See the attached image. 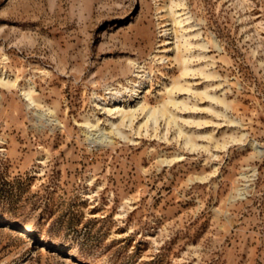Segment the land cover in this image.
<instances>
[{"label":"rangeland","instance_id":"374dc122","mask_svg":"<svg viewBox=\"0 0 264 264\" xmlns=\"http://www.w3.org/2000/svg\"><path fill=\"white\" fill-rule=\"evenodd\" d=\"M0 264H264V0H0Z\"/></svg>","mask_w":264,"mask_h":264},{"label":"bare ground","instance_id":"6f19581e","mask_svg":"<svg viewBox=\"0 0 264 264\" xmlns=\"http://www.w3.org/2000/svg\"><path fill=\"white\" fill-rule=\"evenodd\" d=\"M177 23V22H176ZM185 48V52H187L189 50L188 48V45H185L184 46ZM189 63V60L187 58H184L183 60H180V64L182 65V73H181V76L182 77H185V76H188L189 73L191 72L190 69H188L187 65ZM210 76H207L206 78H208ZM174 90H177V91H185V89L182 87V86H177L175 85L174 87H172L171 89H169L167 91V94L169 96H172L173 94V91ZM115 94L114 95H119L120 92L119 91H116L114 92ZM29 95V94H28ZM27 95V96H28ZM206 95V98H209L211 100H217L215 97H211V96H208L206 93L204 94ZM29 97V96H28ZM30 98V97H29ZM28 98V99H29ZM115 98V97H114ZM31 101V100H30ZM114 100H111L110 103H112V106H114V102H112ZM32 102V101H31ZM168 104H171L173 107H176L178 104H182L184 105L183 102H177L175 101L174 99H171V97L168 99V101L165 103V105L167 106ZM165 105L162 106V109H148L146 104L144 103H140L139 106L135 107L134 109H128V110H118V108H107L106 109V112L109 114V115H119V118H120V122L118 123L120 126H124L126 123H129V125H132L134 119L137 118V115H142L144 114L146 116V122L143 124L144 126L147 125V122L152 120L154 123H156V115L158 114H161L162 116H165L166 113L168 112L167 111V108L165 107ZM114 112V113H113ZM50 114H53V112H50ZM168 123H176V117L172 114V113H169L168 115ZM88 125V124H86ZM117 125V124H116ZM118 125V126H119ZM113 127H115V125H112ZM89 128H96V126H89ZM96 130V129H95ZM113 131H115L117 133V135L121 136L122 134L119 132L118 130V127H115L114 129H112ZM112 132V131H111ZM110 132V133H111ZM99 132H97L98 134ZM114 133V132H113ZM179 134L181 135V132L179 131ZM103 138L106 137V135H100ZM100 137V138H101ZM96 138V137H94ZM93 138V139H94ZM98 139V138H97ZM100 140V139H99ZM105 141V140H104ZM186 144L187 145H192L194 146L193 144H191L189 141H186ZM25 229V232H28L29 231V227H23Z\"/></svg>","mask_w":264,"mask_h":264}]
</instances>
